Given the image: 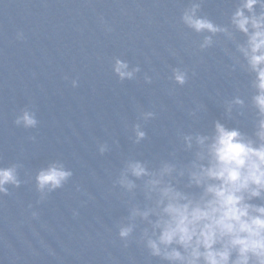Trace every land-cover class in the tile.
I'll list each match as a JSON object with an SVG mask.
<instances>
[{"label": "water", "instance_id": "obj_1", "mask_svg": "<svg viewBox=\"0 0 264 264\" xmlns=\"http://www.w3.org/2000/svg\"><path fill=\"white\" fill-rule=\"evenodd\" d=\"M192 2L0 0V167L15 165L20 180L0 195V264H112L123 249L116 224L128 214V195L113 184L123 161L155 167L175 151L186 162L178 131L233 127L249 111L254 74L241 67L245 37L230 24L239 0H199L197 15L233 37L218 33L203 50L210 34L180 21ZM115 58L139 68L133 79L116 77ZM173 68L187 72L183 86ZM236 96L244 107L229 119L224 103ZM25 108L35 128L14 124ZM135 124L146 132L139 144ZM53 162L72 176L41 193L36 173Z\"/></svg>", "mask_w": 264, "mask_h": 264}, {"label": "clouds", "instance_id": "obj_2", "mask_svg": "<svg viewBox=\"0 0 264 264\" xmlns=\"http://www.w3.org/2000/svg\"><path fill=\"white\" fill-rule=\"evenodd\" d=\"M200 6L199 0H193L180 15V21L195 33L210 34L199 48L211 47L218 33L232 39L227 28L197 15ZM230 24L245 37L236 45L244 61L241 67L254 74L252 134L219 120L212 122L208 132L178 131L180 150L190 153V159L180 161L173 151L150 167L146 160L128 158L113 181L128 195V214L116 224L122 247L135 243L158 264H264V0H239ZM138 71L119 58L112 64V72L121 81L133 79ZM171 78L183 86L188 74L173 68ZM145 80L151 82L148 77ZM71 83L77 86L75 79ZM243 107L244 100L233 97L224 103L225 115L231 119L234 108ZM153 116L141 113L144 120ZM37 123L35 113L27 108L14 120L25 129ZM132 130L133 144L146 138L140 124ZM107 150V145L99 146L100 154ZM71 176L63 164L53 162L36 173V189L55 191ZM9 185H20L15 165L0 167V195L8 194ZM137 193L142 202L136 199Z\"/></svg>", "mask_w": 264, "mask_h": 264}]
</instances>
